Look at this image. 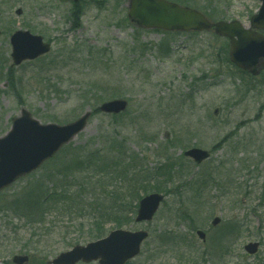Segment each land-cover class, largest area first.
Wrapping results in <instances>:
<instances>
[{"label":"rangeland","instance_id":"obj_1","mask_svg":"<svg viewBox=\"0 0 264 264\" xmlns=\"http://www.w3.org/2000/svg\"><path fill=\"white\" fill-rule=\"evenodd\" d=\"M172 1L194 7L212 21L238 20L246 26L260 5V0ZM127 2L107 0L102 8L88 2L80 27L74 28L70 3L0 0V136L22 108L42 123L64 124L93 112L104 100L126 98L128 109L120 116L92 113L59 152V161L43 164L34 177L40 180L67 164L72 148H109L105 141L117 132L125 140V153L151 172L149 182L167 191L152 221L126 226L149 232L141 254L129 264H175L173 246L160 239L164 231L192 248L190 264H264V72L252 77L226 62L228 40L212 30L136 26L126 16ZM17 28L43 36L50 51L12 64L8 39ZM191 147L207 150L209 157L196 165L183 156ZM166 158L175 163L168 184L160 177ZM29 175L12 184L0 201L32 181ZM203 179L207 181L199 188L196 182ZM214 216L220 222L211 226ZM109 228L106 224L105 234ZM196 229L206 232L205 242ZM92 232L90 215L57 211L30 228L1 212L0 264H13L14 254H29L28 264H43L93 240ZM249 242H258L255 254L244 250Z\"/></svg>","mask_w":264,"mask_h":264},{"label":"water","instance_id":"obj_2","mask_svg":"<svg viewBox=\"0 0 264 264\" xmlns=\"http://www.w3.org/2000/svg\"><path fill=\"white\" fill-rule=\"evenodd\" d=\"M69 1V0H60ZM77 1V0H73ZM253 14L246 27L238 20L210 22L201 12L167 0H129L127 17L137 26L160 28L164 30L203 31L213 27L218 35L229 39L228 55L238 68L256 75L264 69V35L252 34V28L264 31V0ZM17 14L20 10L16 11ZM10 57L15 65L24 60L35 59L50 49V44L42 36L28 30L18 29L10 36ZM127 100L116 98L101 103L99 111L117 114L127 107ZM90 116L85 111L80 117L66 124L40 123L31 113L22 108L20 115L12 118L8 132L0 137V192L18 178L37 169L45 160L51 158L64 144L82 131ZM184 155L196 164L208 158L209 153L198 147L184 151ZM160 193H150L138 201L135 222L150 221L163 201ZM220 222L219 217L211 220L213 226ZM197 236L205 239L202 230ZM145 230L130 231L113 229L106 236L84 245H75L67 251L58 253L48 264H76L97 261L98 264H125L140 252L142 242L147 238ZM257 242L244 245L248 254L256 253ZM29 257L15 254L13 264H26Z\"/></svg>","mask_w":264,"mask_h":264},{"label":"trees","instance_id":"obj_3","mask_svg":"<svg viewBox=\"0 0 264 264\" xmlns=\"http://www.w3.org/2000/svg\"><path fill=\"white\" fill-rule=\"evenodd\" d=\"M99 1L94 0L96 3H105L106 0ZM82 10L83 4L73 3L70 17L74 28L80 26ZM224 58L229 62L226 54ZM10 76L8 74L6 78L11 80ZM82 97L86 99L84 98L86 95ZM97 112L96 108L92 113ZM121 114L123 113L110 116L117 117ZM119 135L114 132L111 135L112 141H105L109 143V148L102 151L72 148L71 158L68 159L67 164L59 165L56 172L48 171L40 180H37L38 176L36 178L34 174L29 175L34 177V181H29L19 192L15 191L8 198L0 201V213L10 214L30 228L43 225L47 217L57 211L65 214L73 212L78 216L90 215L93 225L92 239L100 238L105 234L106 224L110 225L109 229L132 224L137 202L141 196L151 191L162 193L167 191L149 182L151 172L140 168L137 165V158L125 153L122 149L125 140ZM66 148L63 147L60 151L63 152ZM105 151L106 154H102ZM58 155L59 153L47 163L53 160L57 163L60 159ZM173 165L174 162L170 163L168 158L165 159L160 177L167 179L162 182L167 184L171 182L170 171L175 169ZM203 180L204 182L200 180L196 182L199 188L207 181ZM7 189L0 195L6 196ZM186 216H188L187 212L182 211L181 218L186 219ZM160 239L164 242L163 245L173 246L169 250L176 254L175 264H190L195 252L190 246L181 245L182 238L179 235H171L170 231H164Z\"/></svg>","mask_w":264,"mask_h":264},{"label":"flooded vegetation","instance_id":"obj_4","mask_svg":"<svg viewBox=\"0 0 264 264\" xmlns=\"http://www.w3.org/2000/svg\"><path fill=\"white\" fill-rule=\"evenodd\" d=\"M263 33V32H261V31H256V32H254V33ZM262 72H264V71H261L260 73H259V75L262 73ZM259 75H257V76H259Z\"/></svg>","mask_w":264,"mask_h":264}]
</instances>
